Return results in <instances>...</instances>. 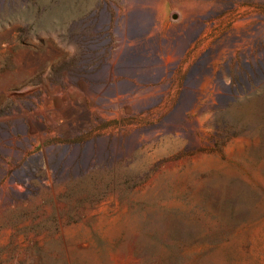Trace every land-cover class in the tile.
<instances>
[{
	"label": "rangeland",
	"instance_id": "374dc122",
	"mask_svg": "<svg viewBox=\"0 0 264 264\" xmlns=\"http://www.w3.org/2000/svg\"><path fill=\"white\" fill-rule=\"evenodd\" d=\"M0 264H264V0H0Z\"/></svg>",
	"mask_w": 264,
	"mask_h": 264
},
{
	"label": "bare ground",
	"instance_id": "6f19581e",
	"mask_svg": "<svg viewBox=\"0 0 264 264\" xmlns=\"http://www.w3.org/2000/svg\"><path fill=\"white\" fill-rule=\"evenodd\" d=\"M124 30H125V32H126L128 29H127V28H125Z\"/></svg>",
	"mask_w": 264,
	"mask_h": 264
}]
</instances>
